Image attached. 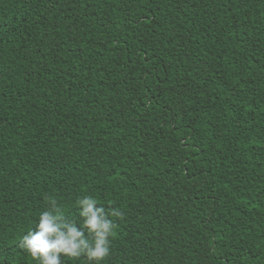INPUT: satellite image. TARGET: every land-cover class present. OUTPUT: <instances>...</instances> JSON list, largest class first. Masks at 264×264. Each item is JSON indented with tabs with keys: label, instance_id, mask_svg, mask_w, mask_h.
Instances as JSON below:
<instances>
[{
	"label": "trees",
	"instance_id": "1",
	"mask_svg": "<svg viewBox=\"0 0 264 264\" xmlns=\"http://www.w3.org/2000/svg\"><path fill=\"white\" fill-rule=\"evenodd\" d=\"M48 196L104 264H264V0H0V264Z\"/></svg>",
	"mask_w": 264,
	"mask_h": 264
},
{
	"label": "clouds",
	"instance_id": "2",
	"mask_svg": "<svg viewBox=\"0 0 264 264\" xmlns=\"http://www.w3.org/2000/svg\"><path fill=\"white\" fill-rule=\"evenodd\" d=\"M47 210L35 230H29L20 247L35 264H61L64 260H85L87 264H104L111 255V243L118 222L126 219L119 209L97 208L98 201L85 197L76 201L82 223L66 219L57 199L45 198Z\"/></svg>",
	"mask_w": 264,
	"mask_h": 264
}]
</instances>
